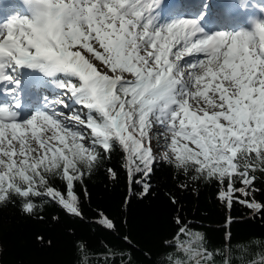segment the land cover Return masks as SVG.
<instances>
[{
	"label": "snow or ice",
	"instance_id": "obj_1",
	"mask_svg": "<svg viewBox=\"0 0 264 264\" xmlns=\"http://www.w3.org/2000/svg\"><path fill=\"white\" fill-rule=\"evenodd\" d=\"M25 2L29 14L0 23V84L12 97L0 101V205L19 200L32 215L39 199L83 218L75 185L119 150L130 191L147 194L163 161L215 182L229 209L264 217L253 196L264 175V0L232 29H208L206 12L172 14L163 0ZM26 71L56 89L32 109L18 95ZM97 222L116 227L103 213ZM175 224L169 264H214L205 236L180 216Z\"/></svg>",
	"mask_w": 264,
	"mask_h": 264
},
{
	"label": "trees",
	"instance_id": "obj_2",
	"mask_svg": "<svg viewBox=\"0 0 264 264\" xmlns=\"http://www.w3.org/2000/svg\"><path fill=\"white\" fill-rule=\"evenodd\" d=\"M122 162L120 151H114L82 185H75L83 218L39 199L32 215L23 213L19 200L0 205V264H169L176 250L164 242L176 232V216L205 236L208 249L217 253L214 264H264V217L259 213L236 202L229 209L218 200L215 182H193L163 161L154 166L147 194L142 195L140 184H132L130 191ZM108 168L117 172L116 179ZM256 177L253 196L264 202V175L257 172ZM52 183L63 190L59 179ZM99 213L115 229L100 226Z\"/></svg>",
	"mask_w": 264,
	"mask_h": 264
},
{
	"label": "bare ground",
	"instance_id": "obj_3",
	"mask_svg": "<svg viewBox=\"0 0 264 264\" xmlns=\"http://www.w3.org/2000/svg\"><path fill=\"white\" fill-rule=\"evenodd\" d=\"M163 1H164V0H163ZM231 1H234V0H231ZM202 6H204V2H203V5H202ZM26 73H27V74H26L27 77H31V76L35 77L34 74H31V73L28 72V71H26ZM36 80H37V79H36ZM44 80H45V79H44ZM44 80H43V81H44ZM37 82H40V83H41V80H37Z\"/></svg>",
	"mask_w": 264,
	"mask_h": 264
},
{
	"label": "rangeland",
	"instance_id": "obj_4",
	"mask_svg": "<svg viewBox=\"0 0 264 264\" xmlns=\"http://www.w3.org/2000/svg\"><path fill=\"white\" fill-rule=\"evenodd\" d=\"M0 2H1L0 4H3V3H4L3 0H0ZM21 17H22V16H21ZM155 154H156V155H159L160 153H159V152H156Z\"/></svg>",
	"mask_w": 264,
	"mask_h": 264
}]
</instances>
